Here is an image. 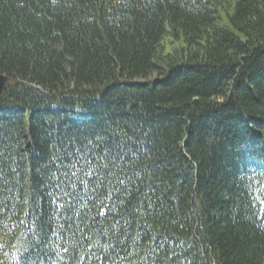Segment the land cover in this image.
<instances>
[{"label": "trees", "instance_id": "1", "mask_svg": "<svg viewBox=\"0 0 264 264\" xmlns=\"http://www.w3.org/2000/svg\"><path fill=\"white\" fill-rule=\"evenodd\" d=\"M0 264H264V0H0Z\"/></svg>", "mask_w": 264, "mask_h": 264}, {"label": "water", "instance_id": "2", "mask_svg": "<svg viewBox=\"0 0 264 264\" xmlns=\"http://www.w3.org/2000/svg\"><path fill=\"white\" fill-rule=\"evenodd\" d=\"M7 82H8V77L5 74L0 73V95L3 92Z\"/></svg>", "mask_w": 264, "mask_h": 264}]
</instances>
